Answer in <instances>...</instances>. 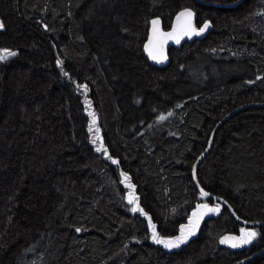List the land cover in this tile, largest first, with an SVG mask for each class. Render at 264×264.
Listing matches in <instances>:
<instances>
[{"label":"trees","instance_id":"obj_1","mask_svg":"<svg viewBox=\"0 0 264 264\" xmlns=\"http://www.w3.org/2000/svg\"><path fill=\"white\" fill-rule=\"evenodd\" d=\"M184 8L212 30L151 67V22L168 31ZM0 24L16 53L0 62V264H231L264 246L191 175L224 115L264 104V0H0ZM197 180L264 222V108L216 131ZM153 225L187 238L165 247ZM241 229L257 235L240 252L219 246Z\"/></svg>","mask_w":264,"mask_h":264},{"label":"water","instance_id":"obj_2","mask_svg":"<svg viewBox=\"0 0 264 264\" xmlns=\"http://www.w3.org/2000/svg\"><path fill=\"white\" fill-rule=\"evenodd\" d=\"M244 0H237L235 3L231 4V5H219V4H213V3H209L203 0H195V2L198 5L201 6H205V7H218V8H224V9H232L237 7L238 5H240ZM190 11L192 13L191 17H187V16H181L180 14L182 12L185 11ZM195 19H196V14L194 12V10L190 9V8H184L180 11H178L172 21V25L171 28L168 31H164L161 28V23L158 20H154V21H158V24L154 25L153 21L151 22V26L148 32V36L146 39V42L144 43L143 46V52H144V56L146 58V60L148 61L149 65L151 67H155L158 68L160 70L162 69H166L169 64H170V59H169V51L171 49H179L181 46H183L185 43H191L193 42L195 39H201L203 38L208 31L212 30V25L210 22H206L208 23L209 27L202 33H200L199 35H196L195 33L191 32V28H195L197 31H199V29L201 27L204 26L201 25L199 28L196 27L195 25ZM189 25L191 27H189ZM167 33H171V36H167L165 34ZM177 40H179V42H177ZM147 45V48H146ZM153 56L157 57L161 62H157V59H153ZM250 108H264V104L263 103H248L245 105H241L235 109H233L232 111H230L229 113H227L226 115H224L223 118H221L215 125L214 129L212 130L207 145L204 149V151L200 154V156L197 158V160L195 161L192 170H191V175H192V179L194 182L195 187L197 188L199 194L201 195V192H206L208 193L207 196H204V199L207 200H212L218 204H220L222 206V208H225L229 215L231 216V218L233 219V221L240 227L243 228H263L264 229V222H260V221H248V220H244L242 218H240L232 209V207L228 204V202L217 195H214L210 192H207L206 190H204L201 185L199 184L198 180H197V168L199 167V165L201 164V162L204 160V158L208 155L212 143H213V139L215 136L216 131L225 123L227 122L231 117H233L236 113L245 110V109H250ZM225 237H239V235L237 233H232V232H227L224 235H222L219 240H218V244L221 248L231 252V253H238L241 251L242 249V245L239 247H232L231 244L235 243L236 241H231L229 240L226 243H221V240L224 239ZM264 254V246L259 249L258 251L252 253L251 255L242 258L238 261H235L234 263L231 264H247L253 260H255L256 258L260 257L261 255Z\"/></svg>","mask_w":264,"mask_h":264},{"label":"snow or ice","instance_id":"obj_3","mask_svg":"<svg viewBox=\"0 0 264 264\" xmlns=\"http://www.w3.org/2000/svg\"><path fill=\"white\" fill-rule=\"evenodd\" d=\"M180 15L181 16L191 17L192 13L190 11L186 10L185 12H182ZM153 24L154 25L158 24V21H153ZM2 27H3V25L0 24V29H2ZM189 27H191V26L189 25ZM208 27H209L208 23H205L204 26L199 29V31H197L195 28H191V32L195 33L196 35H199L200 33L204 32ZM165 35L171 36L172 34L171 33H167ZM177 42H179V40H177ZM146 48H147V45H146ZM15 55H16L15 52H10V51H7V50L0 51V62H3L5 60H7L9 57L15 56ZM153 59H157V62H161L155 56H153ZM161 119H164V117H161ZM93 124H94V121H93ZM91 128H92V125H90V131H91ZM93 142L95 143V141H93ZM102 147H103V145L98 147L97 151H100ZM105 154H106V149H105ZM113 163H117V161L113 160ZM122 176H123V180L124 181H127L129 179L126 175L122 174ZM129 187H131V185H129ZM207 195H208V193L203 192V191L201 192V196L202 197L207 196ZM128 202L130 204H134V198L129 199ZM200 207L205 208L208 212H218L219 211V205H217L215 208H208L207 205H202V206L198 205V208H200ZM131 210L133 212L140 211L141 214H144L143 210L140 209L138 205L134 206ZM193 216H196V213H193ZM191 223H192V221H190V224ZM197 224H198V221H197ZM152 229H153V239H154V241L157 242V243H163L165 245V247H178L179 244L183 243L186 240V238H187L185 235H183L184 230L182 229L181 230L182 235L179 236V237H176L175 240L162 241V240H160L157 237L154 225L152 226ZM77 231H79V229H77ZM189 234H192V233H189ZM256 235H257V233L255 231H247L245 229H241V235L239 237H225L224 239L221 240V243H226L229 240L236 241L235 243H232L231 246L232 247H239V246H241L243 244L250 243L252 241V239L255 238Z\"/></svg>","mask_w":264,"mask_h":264}]
</instances>
